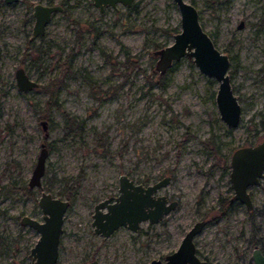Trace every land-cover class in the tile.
<instances>
[{
  "label": "rangeland",
  "instance_id": "1",
  "mask_svg": "<svg viewBox=\"0 0 264 264\" xmlns=\"http://www.w3.org/2000/svg\"><path fill=\"white\" fill-rule=\"evenodd\" d=\"M36 1L61 3L63 10L31 38ZM187 1L214 45L232 58L228 74L242 108L235 127L219 119L217 83L191 58L174 62L164 86L158 84L153 51L180 28L174 0H133L101 12L92 0H0V264H30L37 231L17 216L41 219V190L66 198L57 192L60 181L50 184L49 178L66 176L68 186L79 172L54 264H148L175 249L201 218L206 223L194 236L201 258L252 264L251 239L264 246V174L248 187L250 212L237 200L222 212L220 202L233 193L232 151L264 137V0ZM17 66L38 87L20 90ZM45 85L53 91L58 85L60 107L46 112L45 173L41 185L29 188L44 134L39 116L54 99ZM68 116L82 124L66 126ZM120 173L144 184L171 176L158 193L177 198L178 205L157 222L141 221L136 231L121 225L106 237L94 233L93 205L118 193ZM10 184L14 188L6 193Z\"/></svg>",
  "mask_w": 264,
  "mask_h": 264
},
{
  "label": "water",
  "instance_id": "2",
  "mask_svg": "<svg viewBox=\"0 0 264 264\" xmlns=\"http://www.w3.org/2000/svg\"><path fill=\"white\" fill-rule=\"evenodd\" d=\"M14 1L6 0L9 3ZM132 1L93 0V4L101 10L104 5L115 6L116 3L130 6ZM174 2L180 14V28L172 34L173 40L170 43L153 51L157 58L154 69L158 70V75H161L181 57L191 58L199 70L206 76L213 77L217 83L214 99L219 119L227 127H235L240 121L242 108L231 87L228 74L230 56L214 45L211 35L199 22V13L193 3L187 0H174ZM32 10L34 22L31 37L35 38L45 32L52 14L63 9L58 2L44 4L36 1ZM242 24L243 22L240 21L239 27ZM13 75L16 86L22 91L38 87V82L28 75L22 66H17ZM47 123L48 120L45 117L39 121L44 134L27 180L30 188L41 185V177L45 173V159L49 153L45 139ZM229 163V180L233 187V199L240 201L247 210H250L253 205L247 189L249 185L257 184L264 174V137L255 144L237 146L230 155ZM118 178V193L99 199L93 205L91 223L94 226V233L106 237L121 225L136 231L141 221L157 222L178 205L177 198L172 199L164 193H158V190L170 181L171 177L168 175L148 184L135 182L125 173H120ZM70 203L68 198L41 190L37 198L42 214L41 219L26 213L20 217V224H26L37 231L38 237L30 246L27 255L30 258V264H54L57 261L64 212ZM205 223V219H197L187 228L175 249L167 252L163 258L150 259L148 264H214L201 258L196 250L194 236L202 230ZM251 257L254 264H264V254L256 246L252 249ZM88 264H98V261L91 259Z\"/></svg>",
  "mask_w": 264,
  "mask_h": 264
},
{
  "label": "trees",
  "instance_id": "3",
  "mask_svg": "<svg viewBox=\"0 0 264 264\" xmlns=\"http://www.w3.org/2000/svg\"><path fill=\"white\" fill-rule=\"evenodd\" d=\"M177 32V31H176ZM38 51H39V49H38ZM127 53H128V51H126ZM102 53H103V50H102ZM230 59H232V58H230ZM163 76H164V74H161V75H158V84L160 85V86H164V82H163ZM57 86V88L55 89V91H53L52 89H49V86L48 85H45L44 86V90L46 91V92H48V94L51 96V97H53L54 99H52V100H48L47 102H46V108H45V111L43 110V112H42V115L41 116H39V118H41V117H46V112H48L50 109H51V107L52 106H55V107H60V104H59V102H58V99H57V91H58V85H56ZM47 118V117H46ZM260 120H259V123H260V125H261V128L262 129H264V115H261L260 117ZM47 120L48 121H51V119L50 118H47ZM73 123H76V124H79V125H81L82 124V120H77V118H76V116H68L67 117V119H66V126H70L71 124H73ZM213 149H215V148H213ZM81 174H82V172H79L77 175H76V177L75 178H72L71 179V184L70 185H66L67 184V182H68V178L65 176H61V177H56V176H54L53 178H49V182H50V184H52L53 182H55V181H60V183L62 184L61 185V188L57 191L59 194H64L65 196H66V198H68V200H69V202H71V200L74 198V196H75V191H74V189H75V186H76V184L78 183V179H79V177L81 176ZM11 186L9 187V188H7L6 189V193L7 192H9V191H11L12 190V188H14V185L13 184H10ZM47 189H48V187H47ZM27 191V193H30L29 192V190H26ZM220 204H221V211L222 212H224L225 210H226V208L229 206V204H230V201H229V198L227 199V198H224V199H221V202H220ZM4 240H5V237H2L1 235H0V251H3L4 250V248H3V245H4Z\"/></svg>",
  "mask_w": 264,
  "mask_h": 264
},
{
  "label": "flooded vegetation",
  "instance_id": "4",
  "mask_svg": "<svg viewBox=\"0 0 264 264\" xmlns=\"http://www.w3.org/2000/svg\"><path fill=\"white\" fill-rule=\"evenodd\" d=\"M6 1V0H5ZM16 1V0H15ZM14 1V2H15ZM14 2H11V3H14ZM6 3H8L9 4V2H6ZM46 3H50V4H53L54 2L52 1H49V2H46ZM46 3H44V4H46ZM92 3H93V0H92ZM61 4V3H60ZM62 5V4H61ZM94 5V4H93ZM95 6V5H94ZM32 7H33V4H32ZM96 7V6H95ZM106 7H111V6H108V5H104L103 6V9H99V7H97L98 8V10H99V12H101V11H103ZM113 8H117V6H116V4H115V6H112ZM62 9H63V5H62ZM32 29V28H31ZM32 35V34H31ZM32 38V37H31ZM36 38V37H35ZM41 118H43V117H41ZM41 119H39V121H40ZM229 163V162H228ZM228 168H229V171H230V163H229V165H228ZM229 171H228V173H229ZM165 175H167V174H164V175H162V177L163 176H165ZM169 176V175H168ZM229 176H230V173H229ZM161 177V178H162ZM171 177V176H170ZM158 180V179H157ZM258 184V183H257ZM164 186V185H163ZM29 187V186H28ZM30 188V187H29ZM247 191H248V189H247ZM233 194V193H232ZM231 194V196L230 197H228L229 198V201H230V204L233 202V200H236V199H233V195ZM249 194V193H248ZM250 196H251V194H250ZM170 198V197H169ZM227 198V199H228ZM251 200H252V197H251ZM36 201H37V199H36ZM238 201V200H237ZM239 202V201H238ZM253 205V204H252ZM254 206V205H253ZM247 209V208H246ZM253 209V207L250 209V210H248L249 212L251 211ZM22 216V214L21 215H19V216H17L18 217V220H20V217ZM19 223H20V221H19ZM22 225V224H21ZM25 225V224H24ZM251 242H252V249H253V247L254 246H256L257 248H259V250H260V252L262 253V254H264V246L263 245H261V242L257 239H251ZM31 248V247H30ZM251 254H252V252H251ZM250 258L252 259V257L250 256ZM252 264H254V260L252 259Z\"/></svg>",
  "mask_w": 264,
  "mask_h": 264
}]
</instances>
